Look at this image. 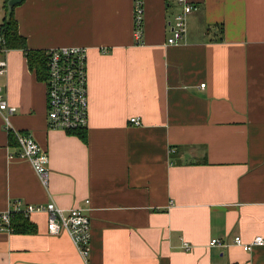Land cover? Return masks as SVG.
I'll return each instance as SVG.
<instances>
[{"label":"crops","instance_id":"obj_1","mask_svg":"<svg viewBox=\"0 0 264 264\" xmlns=\"http://www.w3.org/2000/svg\"><path fill=\"white\" fill-rule=\"evenodd\" d=\"M188 1L178 44L167 42L177 0H143L141 44L135 0L15 8L30 49H87L89 123L86 142L51 128L46 83L12 48L0 76L17 108L11 127L31 133L50 162L45 186L27 159L12 156L17 142L0 113V212L17 199L82 207L91 240L85 257L33 213L35 232L0 230V264H264V244L210 245L264 237V0Z\"/></svg>","mask_w":264,"mask_h":264},{"label":"built area","instance_id":"obj_2","mask_svg":"<svg viewBox=\"0 0 264 264\" xmlns=\"http://www.w3.org/2000/svg\"><path fill=\"white\" fill-rule=\"evenodd\" d=\"M181 10L174 14L171 35L168 44H178L187 31V17L193 7L188 0H177ZM7 9L4 3L0 6V76L8 70L9 47L6 36L5 18ZM143 0H135V34L137 43H143ZM107 51V50H104ZM47 56V76L44 80L47 86V119L51 128L61 129L67 132H77L86 129L89 123L90 100L88 95V56L87 49L81 46L54 47L44 50ZM205 87V83L201 84ZM17 108L11 106L0 87V113L4 118L6 129L16 139L17 151L12 153L14 157L27 159L40 177L42 183L47 186L50 156L34 136L29 132L14 130L11 127V116ZM130 122L141 125L138 117L130 118ZM176 152L171 148L170 153ZM89 203V200H86ZM33 213H45L47 215V231L49 234L67 232L72 238L77 249L85 257L89 256L91 240V220L86 210L82 207L62 208L54 201L47 203H26L22 199L14 200L8 210L0 212V230L13 232L12 218L15 214H23L29 217ZM264 237L259 235L251 242H244L241 236L228 239L213 238L211 246L229 247L241 246L244 250L251 251L256 245H263ZM193 245L183 243V248L190 250Z\"/></svg>","mask_w":264,"mask_h":264},{"label":"trees","instance_id":"obj_3","mask_svg":"<svg viewBox=\"0 0 264 264\" xmlns=\"http://www.w3.org/2000/svg\"><path fill=\"white\" fill-rule=\"evenodd\" d=\"M9 0H3L4 7L7 9V16L5 18L6 36L9 47L22 49L27 57L29 66L35 71L39 80L44 81L47 76V56L44 50L30 49L27 44V38L23 36L18 29V21L15 17V8L8 11ZM85 142L87 141L86 129L75 132ZM13 136L10 134V140L13 141ZM12 225L16 233H31L35 232V226L29 217L23 214H15L12 218Z\"/></svg>","mask_w":264,"mask_h":264},{"label":"water","instance_id":"obj_4","mask_svg":"<svg viewBox=\"0 0 264 264\" xmlns=\"http://www.w3.org/2000/svg\"><path fill=\"white\" fill-rule=\"evenodd\" d=\"M24 0H9L7 5H8V11L10 12L14 8H16L18 5L22 4Z\"/></svg>","mask_w":264,"mask_h":264},{"label":"rangeland","instance_id":"obj_5","mask_svg":"<svg viewBox=\"0 0 264 264\" xmlns=\"http://www.w3.org/2000/svg\"><path fill=\"white\" fill-rule=\"evenodd\" d=\"M3 0H0V6L2 5Z\"/></svg>","mask_w":264,"mask_h":264}]
</instances>
